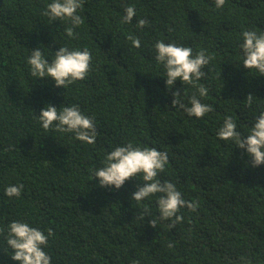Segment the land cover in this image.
Wrapping results in <instances>:
<instances>
[{
  "label": "trees",
  "instance_id": "16d2710c",
  "mask_svg": "<svg viewBox=\"0 0 264 264\" xmlns=\"http://www.w3.org/2000/svg\"><path fill=\"white\" fill-rule=\"evenodd\" d=\"M50 2L0 0V264H20L6 240L12 221L52 230L44 248L51 264H264V164L253 167L246 150L216 135L230 115L246 136L264 111V75L244 67L240 48L244 30L264 34V0H226L222 8L215 0H85L78 9L84 22L71 38L69 21L43 15ZM127 6L136 15L123 23ZM141 18L149 21L144 28L136 26ZM161 40L214 57L196 82L206 97L179 78L168 88L155 60ZM61 46L92 56L88 76L66 89L31 77L27 64L34 48L51 63ZM177 90L185 104L195 93L214 111L198 119L175 109ZM73 104L93 118L95 144L42 128V108ZM128 142L166 152L157 179L198 202L195 212L180 210L174 228L160 219L159 193L131 199L142 174L119 189L92 178ZM19 184V197L5 194Z\"/></svg>",
  "mask_w": 264,
  "mask_h": 264
},
{
  "label": "clouds",
  "instance_id": "9594fccd",
  "mask_svg": "<svg viewBox=\"0 0 264 264\" xmlns=\"http://www.w3.org/2000/svg\"><path fill=\"white\" fill-rule=\"evenodd\" d=\"M85 0H52L46 5L43 15L50 21H69L70 25L65 29L68 37H75V28L83 24L78 9H82ZM226 0H215V6L222 8ZM123 23H130L136 15L134 6L125 8ZM149 24L146 19L137 21L138 28H144ZM243 43L240 45L243 55V65L251 70L256 69L264 75V34H257L256 31L244 30L242 32ZM132 45L140 47L139 38L129 35ZM156 50L155 60L162 64L165 69L166 85L169 89L179 78L183 85H191L197 89L199 97H206L208 89L196 82L206 76L202 69L214 59L206 54V50H199L193 56L191 47L178 46L173 43L157 41L154 45ZM92 56L87 48L83 50L69 49L61 46L55 52V58L49 63L39 48H34L27 58L30 66V75L34 78H51L55 86L68 88L77 81L84 80L92 68ZM172 105L175 109H182L188 116L203 118L205 114L214 111L211 104L202 103L197 94H193L188 104L181 99V92L173 93ZM254 95L248 94L246 104L251 108ZM190 105V106H189ZM42 128L45 131L50 129L60 133H73L75 139L86 143L95 144L98 135L96 124L93 118L86 116L76 104L60 107L59 110L52 105H46L41 109L38 116ZM223 141H233L236 146L247 151L251 157L253 167L264 164V111L255 118L248 135L243 136L237 131V123L232 116H226L222 126L216 133ZM168 163V154L157 150L155 147L134 146L131 142L126 145L117 146L111 150L104 161V166L93 171L92 178H98L99 184L103 187L114 186L119 189L126 180L142 174L144 183L137 185L131 199L137 202L155 194L158 197L159 215L161 220L170 221L168 227L174 228L177 223L183 220L180 210L187 207L189 211L195 212L198 202L187 201L182 197L176 185L157 179L159 173L165 170ZM23 184L10 185L5 189L8 197H19L22 193ZM150 213L147 209L141 214V219ZM152 227H156L155 221H149ZM0 231H3L0 229ZM53 235L48 229L47 235L27 222L12 221L8 226L7 244L14 251L12 259L20 261V264H51V257L44 251L49 243V237ZM172 245L169 244V247ZM138 264V262H136Z\"/></svg>",
  "mask_w": 264,
  "mask_h": 264
}]
</instances>
